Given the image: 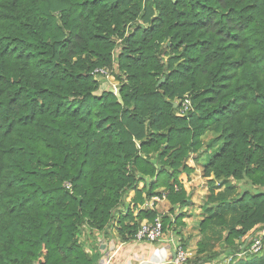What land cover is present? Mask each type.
Returning <instances> with one entry per match:
<instances>
[{"label": "trees", "instance_id": "trees-1", "mask_svg": "<svg viewBox=\"0 0 264 264\" xmlns=\"http://www.w3.org/2000/svg\"><path fill=\"white\" fill-rule=\"evenodd\" d=\"M115 61L119 96L96 95L94 72ZM207 133L202 177L227 197L185 264L220 243L264 264L246 252L264 230V0H0V264H97L84 225L119 215L121 241L135 240L155 197L172 205L163 229L183 225Z\"/></svg>", "mask_w": 264, "mask_h": 264}, {"label": "rangeland", "instance_id": "rangeland-1", "mask_svg": "<svg viewBox=\"0 0 264 264\" xmlns=\"http://www.w3.org/2000/svg\"><path fill=\"white\" fill-rule=\"evenodd\" d=\"M119 49H116L114 52V57L117 58ZM104 69V68H103ZM109 71L110 77L105 78L95 74V77L101 83L99 91L96 92V95L102 94L104 92H113L114 93V85L119 86V81L116 79V74L119 73L117 63L115 61L112 68H105ZM95 73V72H94ZM120 92V86H119ZM115 94V93H114ZM119 96V94H118ZM178 116H182L180 112H178ZM216 136L214 133H207L203 137L204 148L200 152V160L199 162H195L192 159L188 161L190 167L194 168V172L190 175L189 181H184V186L188 194L189 204L185 208H177L175 210L176 216H182L183 225H179L174 218L172 225L167 227V230H164L163 238L161 241H168L173 248L182 247L189 254V260H194L197 256L198 249L200 248V244L206 242L210 244L212 239L211 237H215L214 230L210 227L208 229V233L206 235V239L204 235L201 233V224L204 219L209 215L213 216L215 213L220 212V208L223 207L222 199L227 197V188L226 185H222L220 182H216L213 184H209L202 177L203 165L206 163L210 157L209 152H205L211 140ZM232 183V182H231ZM143 187V184L140 185ZM248 185L246 183H241L236 186V194L237 197L242 194L243 191L247 190ZM262 191V189L254 190L252 189V193H257ZM134 193L130 194L124 202L121 204V211L125 210L128 204L130 203ZM156 198V199H155ZM151 200H147L143 205V210H155L158 213V216L163 220L165 216H169L173 218V215L170 213L172 209V205L169 201L164 198L155 197ZM154 205V206H153ZM226 209V207L224 208ZM209 211V212H206ZM224 210H222L223 212ZM228 217L234 216V212L228 209V211L224 212ZM148 220H144L140 222V227L145 224ZM119 215L116 216L115 221L109 226L107 231H98L96 229H92L88 224H85L83 227V234L80 236L81 242L87 247V251H94L96 248H99V244H101L100 239L102 234L117 233L119 235ZM182 234H186L185 237ZM120 236V235H119ZM208 237V238H207ZM187 238V239H186ZM172 240V241H171ZM185 244V247L183 246ZM226 248L223 244H216L215 251L223 250ZM213 250V249H212ZM219 251V252H220ZM264 254V253H263ZM260 261V255L256 256H247L244 258L236 259V262L233 264H254Z\"/></svg>", "mask_w": 264, "mask_h": 264}, {"label": "crops", "instance_id": "crops-1", "mask_svg": "<svg viewBox=\"0 0 264 264\" xmlns=\"http://www.w3.org/2000/svg\"><path fill=\"white\" fill-rule=\"evenodd\" d=\"M182 235L187 237L186 234ZM100 236H102L101 244L94 250L97 264H176L175 249L168 241L154 244L135 240L123 242L117 233L109 234L108 232ZM248 242L242 246V250L248 245ZM234 257L236 259L244 258L247 257V254L245 252L231 254L227 248H224L220 251L218 258L208 263L201 261L200 264H232Z\"/></svg>", "mask_w": 264, "mask_h": 264}, {"label": "built area", "instance_id": "built-area-1", "mask_svg": "<svg viewBox=\"0 0 264 264\" xmlns=\"http://www.w3.org/2000/svg\"><path fill=\"white\" fill-rule=\"evenodd\" d=\"M94 74L105 78L110 77L109 71L106 69H98L95 71ZM114 86H115L114 93L116 96H118L119 86L118 85H114ZM191 108H192V103L189 98H186L184 101H182L180 113L182 115H186L191 110ZM66 188L71 189L72 185L70 183H67ZM163 234H164L163 220L161 219V217H158L154 222L147 221L145 224H143L140 227L135 237V241L154 244L161 242L163 238ZM174 249L176 254L175 263L185 264L189 260L190 254L182 247H178V248L176 247ZM262 251H264V230L258 232L254 237H252L251 245L246 252L248 254H258Z\"/></svg>", "mask_w": 264, "mask_h": 264}, {"label": "water", "instance_id": "water-1", "mask_svg": "<svg viewBox=\"0 0 264 264\" xmlns=\"http://www.w3.org/2000/svg\"><path fill=\"white\" fill-rule=\"evenodd\" d=\"M167 73H168V71L165 69V74H167ZM164 82H165V78L162 79V80L159 82L158 86L162 85ZM177 106H178V105L175 104V107H177ZM249 240H250V239H249Z\"/></svg>", "mask_w": 264, "mask_h": 264}]
</instances>
